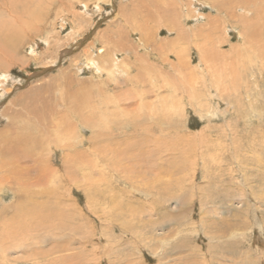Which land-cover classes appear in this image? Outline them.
Segmentation results:
<instances>
[{
	"label": "rangeland",
	"instance_id": "374dc122",
	"mask_svg": "<svg viewBox=\"0 0 264 264\" xmlns=\"http://www.w3.org/2000/svg\"><path fill=\"white\" fill-rule=\"evenodd\" d=\"M1 1L0 28L17 30L15 46L0 48V146L28 139L38 159H53L30 187L50 218L2 239L0 264H264V0H238L234 14L210 0ZM184 49L194 70L185 77ZM78 107L106 116L96 130L109 136L83 132L94 171L73 181L52 142L78 140L63 127ZM2 195L1 208L24 199Z\"/></svg>",
	"mask_w": 264,
	"mask_h": 264
},
{
	"label": "bare ground",
	"instance_id": "6f19581e",
	"mask_svg": "<svg viewBox=\"0 0 264 264\" xmlns=\"http://www.w3.org/2000/svg\"><path fill=\"white\" fill-rule=\"evenodd\" d=\"M4 0H2L1 2H3ZM26 1V0H25ZM191 1H195V0H191ZM211 1V3L212 4H214V6H216L215 7V9H216V11L217 12H219V13H221V14H223V12L224 11H226V10H231V11H233V14H234V12H235V10H237L238 9V7L241 5H239V1L238 0H210ZM248 2H250V0H247ZM22 2H23V0H22ZM28 2V1H27ZM209 2V1H208ZM207 3V2H206ZM258 3V2H257ZM261 3V2H260ZM1 4V3H0ZM24 4V3H23ZM29 4V3H28ZM245 4V3H244ZM251 4H253V3H251ZM13 5V4H12ZM17 5V4H16ZM20 5V4H19ZM2 6V5H1ZM11 7V6H10ZM24 7V6H23ZM26 7V6H25ZM245 7V6H244ZM250 7H253V6H250ZM259 7V6H258ZM3 8V7H2ZM34 8V7H33ZM4 9V8H3ZM7 9H8V7H7ZM11 9V8H10ZM25 9V8H24ZM27 9V8H26ZM14 10V9H13ZM258 10H259V8H258ZM11 11V10H10ZM9 11V12H10ZM23 11V10H22ZM21 11V12H22ZM33 11H35V10H33ZM261 11V10H260ZM17 12V11H16ZM18 12H19V9H18ZM24 12V11H23ZM241 12V11H240ZM32 13V12H31ZM41 13V12H40ZM81 13V12H80ZM204 13V12H203ZM210 13V12H209ZM243 13V12H242ZM245 14H246V12H244ZM14 14V13H13ZM241 14V13H240ZM244 14V15H245ZM256 14H258V13H256ZM4 15V14H3ZM26 15V14H25ZM242 15V14H241ZM258 15H260V14H258ZM11 16V15H10ZM235 16V15H234ZM249 16V15H248ZM27 17H29V16H27ZM236 17V16H235ZM240 17V16H239ZM25 18V17H24ZM34 18V17H33ZM37 18V17H36ZM39 18V17H38ZM15 19V18H14ZM9 20V19H8ZM244 20V19H243ZM242 20V21H243ZM249 20V19H248ZM22 21V20H21ZM26 21V20H25ZM28 21V20H27ZM26 21V22H27ZM39 22H40V20H38ZM223 21V20H222ZM252 21V20H251ZM257 21H258V19H257ZM11 22V21H10ZM213 22V21H212ZM230 22V21H229ZM253 22V21H252ZM261 22V21H260ZM259 22V23H260ZM16 23V22H15ZM23 23V22H22ZM30 23V22H29ZM223 23V22H222ZM35 24V23H34ZM190 24V23H189ZM202 24H203V22H202ZM221 24V23H220ZM225 24H226V22H225ZM225 24H224V26H225ZM245 24H246V22H245ZM248 24V23H247ZM8 25V24H7ZM204 25V24H203ZM217 25V24H216ZM234 25V24H233ZM260 25V24H259ZM25 26H26V24H25ZM34 26V25H33ZM23 27V26H22ZM36 27V26H35ZM226 28V27H225ZM229 28V27H228ZM263 28V27H262ZM9 29V28H8ZM15 30H17V27L16 28H13V27H10V29H9V31H5V29H2V28H0V48L2 47V48H7L8 46H9V49H11V48H13L14 46H15V39H16V37H15V35H13V32H15ZM227 30V29H226ZM235 30V29H234ZM258 30V29H257ZM146 31V30H145ZM209 31V30H208ZM259 31V33H260V31L261 30H258ZM18 32V31H17ZM249 32V31H248ZM22 33V32H21ZM203 33V32H202ZM252 33H255L254 32V30H253V32ZM215 34V33H214ZM227 34V33H226ZM261 34V33H260ZM259 34V35H260ZM246 35H248V34H246ZM219 37V36H218ZM225 37V36H224ZM247 38V37H246ZM261 38V37H260ZM258 39V38H257ZM21 40V39H20ZM227 40V39H226ZM35 41V40H34ZM211 41V40H210ZM252 40H250V42H251ZM250 42H248L249 43V45H251L250 44ZM261 42V41H260ZM207 43H209L208 41H207ZM206 43V44H207ZM214 43V42H213ZM244 43V42H243ZM255 43V42H254ZM253 43V44H254ZM264 43V42H263ZM223 44V43H222ZM259 44V43H258ZM257 44V42H256V46L258 45ZM261 44V43H260ZM38 45H39V43H38ZM208 45V44H207ZM244 45V44H243ZM264 45V44H263ZM141 47V46H140ZM197 47V46H196ZM219 47H220V45H219ZM247 47V46H246ZM261 47V46H260ZM212 48V47H211ZM240 48V47H239ZM248 48V47H247ZM256 48V47H255ZM145 50V49H144ZM152 50V49H151ZM217 50H221V48H218ZM251 50V49H250ZM7 51V50H6ZM100 51H102V50H100ZM184 51L186 52V54L184 53V52H180V53H177V55H178V57H179V59H182L181 61V65H179V67H181L182 69H179V71H180V73H181V75H183L184 77L185 76H190V75H192L193 74V67H192V65H191V57H190V54H188L187 52H188V50H185L184 49ZM214 51V50H213ZM2 52V51H1ZM216 52H218V51H216ZM153 53V52H152ZM175 53V52H174ZM239 53V52H238ZM80 54V53H79ZM149 54V53H148ZM168 54V53H167ZM200 56H202V57H204V56H206L205 54H203V52L202 51H200ZM218 55H223V52H222V50H221V53L220 52H218L217 53ZM225 54V53H224ZM235 54V53H234ZM8 55V54H7ZM11 55V54H10ZM102 55V54H101ZM150 55V54H149ZM153 55V54H152ZM232 55V54H231ZM12 56V55H11ZM161 56H163L162 54H161ZM211 56V55H210ZM77 57H78V55H77ZM91 57V56H90ZM96 57V56H95ZM98 57V56H97ZM153 57V56H152ZM154 57H155V55H154ZM168 57V56H167ZM216 57V56H215ZM261 57H263V56H261ZM92 58V57H91ZM162 58V57H161ZM9 59V58H8ZM209 59L211 60V58L209 57ZM208 59V56H206V61H207V63H209L210 62V60ZM91 60V59H90ZM137 60H139V59H137ZM159 60V59H158ZM157 60V61H158ZM168 60H169V58H168ZM167 60V61H168ZM93 61V63H91V68L92 69H94L95 71H100V72H106V71H108V73H109V75H107L108 77H110V78H112L113 77V73H114V69L112 68L111 69V71L109 70L110 68L109 67H105V69H103V65H101V63L98 61V60H92ZM102 61V60H101ZM156 61V60H155ZM247 61V60H246ZM103 62V61H102ZM139 62V61H138ZM161 62V61H160ZM235 62V61H234ZM233 62V63H234ZM249 62H251V61H249ZM2 60H0V68L2 67ZM88 63H89V60H88ZM156 63V62H155ZM158 63V62H157ZM169 63V62H168ZM171 63V62H170ZM104 64V63H103ZM109 64V63H108ZM107 64V65H108ZM236 64V63H235ZM8 65V64H7ZM171 66L170 67H175V65L176 64H174V62L173 63H171L170 64ZM110 66H111V63H110ZM114 66H118V63H117V60L116 61H114V64H113V67ZM176 66H178V65H176ZM264 66V65H263ZM155 67V66H154ZM169 67V68H170ZM178 67V68H179ZM226 67V66H225ZM90 68V67H89ZM160 68V67H159ZM165 67L163 66V69H164ZM227 68H229V67H227ZM235 68V67H234ZM6 69V68H5ZM4 69V70H5ZM175 69H177V68H175ZM174 69V70H175ZM166 70V69H165ZM183 70V71H182ZM229 70V69H228ZM157 71V70H156ZM164 71V70H163ZM223 71H224V69H223ZM3 72V71H2ZM228 72V71H227ZM230 72V71H229ZM167 73V72H166ZM231 73V72H230ZM245 73V72H244ZM102 74V73H101ZM168 74V73H167ZM226 74V73H225ZM257 74V73H256ZM90 76V75H89ZM232 76V75H231ZM236 76V75H235ZM254 76V75H253ZM258 76V75H257ZM263 76V75H262ZM162 78V77H161ZM160 78V79H161ZM164 78V77H163ZM167 78V77H166ZM237 79H238V77H236ZM1 79V78H0ZM149 79H150V77H149ZM4 80V79H3ZM135 80V79H134ZM151 80V79H150ZM170 79H168V81H169ZM182 80V79H181ZM152 81H153V79H152ZM149 82V81H148ZM212 82V81H211ZM152 84H154L153 82H151ZM160 83V82H159ZM163 83V82H162ZM171 83V82H170ZM182 83V82H181ZM254 83V82H253ZM95 84H96V82H95ZM172 84H174V82L172 83ZM172 84H170V86L172 85ZM155 85V84H154ZM154 85H152V86H154ZM159 85H161V83L159 84ZM169 85V84H168ZM256 85V84H255ZM165 86V85H164ZM167 86V85H166ZM224 86V85H223ZM155 87V86H154ZM157 87V86H156ZM175 87H176V84H175ZM207 87V86H206ZM219 87V86H218ZM264 87V86H263ZM158 88V87H157ZM167 88H168V86H167ZM222 88V87H221ZM166 89V88H165ZM234 89V88H233ZM248 89V88H247ZM154 90V89H153ZM153 90H151V92L153 91ZM226 90H228L227 88H225L223 91L224 92H226ZM244 90H245V87H244ZM156 91H157V89H156ZM160 92V91H159ZM95 93V92H94ZM154 93H155V91H154ZM169 93V92H168ZM175 93V92H174ZM220 93V92H219ZM160 93H156V97L158 96V97H161L160 95H162V94H160ZM167 94V93H166ZM166 94L165 95H163L164 97L166 96ZM109 95H110V93H109ZM175 95H177V94H175ZM162 96V97H163ZM188 96V95H187ZM247 96V97H246ZM246 98H248L249 99V97H248V94H246ZM155 97V98H156ZM167 97H169V96H167ZM225 97H228V96H225ZM154 98V99H155ZM229 98V97H228ZM250 98H252V97H250ZM65 99V98H64ZM159 100H160V98H158ZM162 99V98H161ZM172 99L173 100H176L177 98H173V96H172ZM108 100V99H107ZM158 100V101H159ZM173 100H171V101H173ZM178 100V99H177ZM228 100V99H227ZM141 101V100H140ZM139 101V102H140ZM145 101V102H144ZM143 102L144 103H146V104H150V103H152V105L150 104V106H149V108L150 109H153L151 106H153V105H155V106H153V107H155V110H157L156 108V105H159V103H161V102H159V103H155V102H153V101H147V99L146 100H144ZM229 101V100H228ZM248 101V100H247ZM109 102V101H108ZM167 102V101H166ZM27 103V102H26ZM163 103H164V100H163ZM168 103V102H167ZM178 103V102H177ZM176 103V104H177ZM200 103V102H199ZM203 103V102H202ZM241 103V102H240ZM253 103V102H252ZM84 104H86V105H88L87 103H83L82 104V106L83 107H85V105ZM176 104H175V101H174V103L172 104V106H170V107H166V108H170L169 110H171L172 112H176L180 107H182V106H180V105H182L181 103H180V105L179 106H176ZM179 104V103H178ZM255 104V103H254ZM145 105V104H144ZM143 105V106H144ZM164 105V104H163ZM199 105V104H198ZM25 106V105H24ZM72 106V105H71ZM164 106H166V105H164ZM201 106V105H200ZM255 106H257V105H255ZM262 106V105H261ZM68 107V106H67ZM75 107H77V106H75ZM94 107V106H93ZM96 107V106H95ZM207 107V106H206ZM254 107V106H253ZM29 108V107H28ZM146 108V107H145ZM160 108V107H159ZM163 108H165V107H163ZM165 108V109H166ZM248 108V107H247ZM72 109V108H71ZM123 109H125V108H123ZM123 109H122V111H123ZM130 109H132V108H130ZM136 109V108H135ZM144 109V108H143ZM147 109V108H146ZM203 109H204V106H203ZM251 109V108H250ZM126 110H128V108L126 109ZM142 110V109H141ZM164 110V109H163ZM207 110V109H206ZM260 110V109H259ZM83 111V108H81V107H78L77 109H75V110H73V112H72V116H71V119H75L76 120V122H73V123H71V120H69L68 118H67V120L65 121V125L63 126V127H65V130L67 131L66 133H74V134H78L77 136V138H78V140L77 141H75V142H71V141H69V140H64V139H58V140H54L52 143H54V145L55 146H57L58 148H60L61 150H66V158H67V160H69L70 161V164H69V162L68 163H66V164H68L69 166H64V168H63V172L68 176V177H70V179L71 180H73V181H77V176L78 175H80L81 174V176L82 175H84L85 177H86V175H88V174H90V173H93V171H94V167H93V163L92 162H90L89 161V157L88 158H86V155H84V153H88V152H84V151H81V150H79V147H81L82 148V146H84L85 144H86V141H84L85 139V137H87V136H85V134L83 133L84 131H86V130H90L91 131V134H90V136H89V138L88 139H91V140H93V139H97V138H102V137H105V136H107L106 135V133L105 132H101V131H97L96 130V128H97V125H98V123L100 122V124H101V122L104 120L105 121V119H106V116H104L103 117V120H102V115L101 116H98L97 115V113L96 114H92V115H87L85 112H82ZM92 111V110H91ZM91 111H89V112H91ZM102 111V110H101ZM114 111H116V110H114ZM152 111V110H151ZM150 111V112H151ZM157 111H159L160 112V110H157ZM205 111V110H204ZM108 112V111H107ZM119 112V111H118ZM128 112V111H127ZM133 112V111H132ZM131 112V113H132ZM159 112H157L158 114H160ZM168 112V111H167ZM209 112H210V116L211 115H215L216 114V112L214 111V110H209ZM29 113V112H28ZM27 113V114H28ZM83 113H85V114H83ZM94 113V112H93ZM104 113V112H103ZM109 113H110V111H109ZM148 113H149V111H148ZM215 113V114H214ZM110 114H112V113H110ZM124 114V113H123ZM150 114V116H151V119H152V117L154 116V112H152V113H149ZM164 114V113H163ZM207 114H209V113H207ZM218 114V113H217ZM56 115V114H55ZM131 116V115H130ZM156 116V115H155ZM159 116V115H158ZM164 116V115H163ZM31 117V116H30ZM68 117V116H67ZM160 117V116H159ZM165 117V116H164ZM154 118V117H153ZM148 119H150L149 117H148ZM108 120V119H107ZM168 120V119H167ZM74 121V120H73ZM131 122V121H130ZM152 122V121H151ZM161 122V121H160ZM68 123H69V125H68ZM108 123V122H107ZM139 123V122H138ZM143 123H145V122H143ZM159 123V122H158ZM166 123V122H165ZM124 125L123 126H120V127H118V128H116L115 130H117L118 131V133H121V134H128V132L131 130H129L128 131V126H127V122L126 123H123ZM133 124H136V123H133ZM132 124V125H133ZM163 124H164V121H163ZM136 125H138V124H136ZM140 125V124H139ZM154 125V124H153ZM157 125V124H156ZM159 125V124H158ZM150 126H151V124H150ZM54 127V126H53ZM53 127L51 128V129H53ZM109 127V126H108ZM146 127V126H145ZM157 127H159V126H157ZM151 128V127H150ZM144 129V128H143ZM64 130V131H65ZM134 130V129H133ZM55 131H57V130H55ZM139 131V130H138ZM259 131V130H258ZM257 131V132H258ZM61 133V132H60ZM252 133V132H251ZM259 133V132H258ZM68 134V135H69ZM115 134V133H114ZM4 135V134H3ZM9 135V134H8ZM0 136H1V130H0ZM47 136V135H46ZM70 136V135H69ZM109 136V135H108ZM107 136V137H108ZM129 136L130 135H127L125 138L126 139H128L129 138ZM19 137V136H18ZM64 137V136H63ZM107 137H106V139H107ZM135 137V136H134ZM232 138V137H231ZM249 138V137H248ZM67 139H70V138H67ZM104 139V138H103ZM117 139H119V138H117ZM125 139V140H126ZM134 139H136V137L134 138ZM174 139V138H173ZM252 139V138H251ZM250 139V140H251ZM0 140H2V139H0ZM7 140V139H6ZM16 140V139H15ZM14 140V142L12 141V142H8L7 143V145L5 146V147H2L1 148V146H0V203H1V201L2 200H4L3 199V193H4V191H5V188L6 187H8V188H10L11 190H13V191H15V192H17V194L19 195V193H22L23 194V198L24 199H21L20 198V200H16V203L14 204V205H9V204H6V203H4V205H2V208L0 207V219H1V221H0V241L2 240V239H13L14 240V238H16V237H19V236H24V235H26V234H28V231H31L30 230V228L31 227H33V226H36V224L37 223H42L44 220H47V218H50V216H48V215H44V209H43V207H45V205H43V204H39L36 200H35V198H34V194H33V192L31 191V189H30V187L33 185V184H35V183H37V182H39V178L40 177H37V178H33L34 176L33 175H37V176H40L39 174L43 171V168L45 169V167H44V165L48 162V164H49V161L51 162V160L53 159V157L51 158V155H49L50 157H49V159H46V157L44 158V159H46V160H48V161H43V160H40V159H38L37 157H36V155L37 154H35V151H34V147H33V145H32V147L31 146H27L25 143H27L28 142V139H27V141L25 142V141H20L19 139L18 140H16L15 141ZM21 140H23V139H21ZM101 140V139H100ZM128 140H130V139H128ZM137 140H138V138H137ZM160 140V139H159ZM189 140H190V138H189ZM209 140H210V138H209ZM252 140H254V139H252ZM94 141V140H93ZM258 141V140H257ZM3 142V141H2ZM91 142V141H90ZM98 142V141H97ZM122 142V141H121ZM179 142V141H178ZM203 142V141H202ZM231 142V141H230ZM252 142V141H251ZM262 142V141H261ZM22 143H23V146H20V144L22 145ZM43 143V142H42ZM133 143V142H132ZM195 143V142H194ZM233 143V142H232ZM5 143H3V145H4ZM104 144V143H103ZM124 144H126V143H124ZM140 144V143H139ZM197 144V143H196ZM205 144V143H204ZM28 147H26V146ZM51 145V143L49 144V146ZM94 145V146H93ZM92 146L94 147V150L95 149H97L98 148V146L97 145H95V144H93ZM122 145V144H121ZM127 145V144H126ZM125 145V146H126ZM136 146V145H135ZM146 146V145H145ZM148 146V145H147ZM222 146V145H221ZM26 147V148H25ZM159 147V146H158ZM214 147V146H213ZM248 147V146H247ZM52 148V147H51ZM102 148H104L103 146H102ZM217 148V147H216ZM229 148H230V146H229ZM244 148V147H243ZM39 149V148H38ZM93 149V148H92ZM101 149V148H100ZM109 149V148H108ZM47 150V149H46ZM82 150H84V149H82ZM91 150V149H90ZM102 150H104V149H102ZM112 150V149H111ZM110 150V151H111ZM114 150V149H113ZM241 150V149H240ZM89 151V150H88ZM194 151V150H193ZM236 151V150H235ZM246 151V150H245ZM99 152L101 153V151L99 150ZM220 152V151H219ZM232 152V151H231ZM93 153V152H92ZM102 153H104V152H102ZM101 153V154H102ZM137 153V152H136ZM202 154V153H201ZM47 155V154H46ZM88 155V154H87ZM103 155V154H102ZM206 155V154H205ZM53 156V155H52ZM97 156V155H96ZM104 156H106V155H104ZM215 156H217V155H215ZM64 157V156H63ZM83 158V159H82ZM91 158V157H90ZM158 158H159V156H158ZM120 160V159H119ZM166 161V160H165ZM201 161V160H200ZM205 161V160H204ZM244 161V160H243ZM64 162V161H63ZM82 162V163H81ZM97 162V161H96ZM229 162V161H228ZM29 163H33V164H29ZM72 163V164H71ZM241 163V162H240ZM21 164H23V165H21ZM229 164V163H228ZM22 168H21V167ZM46 166V165H45ZM43 167V168H42ZM102 167V166H101ZM228 167V166H227ZM87 168V169H86ZM229 168V167H228ZM50 170V169H49ZM58 170V169H57ZM56 170V171H57ZM198 170V169H197ZM223 170V169H222ZM59 171V170H58ZM235 172V171H234ZM34 173H36V174H34ZM51 173V172H50ZM56 173H58V172H56ZM55 173V174H56ZM231 173V172H230ZM59 174V176H60V173H58ZM95 174V173H94ZM218 174V173H217ZM47 175H49V173L47 174ZM50 176V175H49ZM51 176H53V175H51ZM59 176H57V177H59ZM92 176V175H91ZM90 176V177H91ZM103 176V175H102ZM159 176V175H158ZM56 177V176H55ZM110 177V176H109ZM52 178H54V177H52ZM82 178V177H81ZM92 178V177H91ZM97 178V177H96ZM106 178V177H105ZM88 180V185L91 187L92 185L93 186H95L94 184H96V182H92V179H89V177L87 178ZM107 179V178H106ZM34 180V181H33ZM103 181V180H102ZM174 181V180H173ZM81 182V181H80ZM106 183V182H105ZM14 184H16V189H15V187H14ZM108 184V183H107ZM78 185V184H77ZM103 185V184H102ZM105 185V184H104ZM80 186V185H79ZM106 186V185H105ZM172 187V186H171ZM15 189V190H14ZM45 189V188H44ZM87 189V188H86ZM102 189V188H101ZM109 189V188H108ZM96 190V189H95ZM103 190V189H102ZM46 191V190H45ZM90 192V191H89ZM92 192V191H91ZM94 192V191H93ZM96 192V191H95ZM97 193V192H96ZM163 194V193H162ZM185 195V194H184ZM96 196V195H95ZM17 197V196H16ZM115 197V196H114ZM114 197H112V198H114ZM154 198V197H153ZM251 198V197H250ZM18 199V198H17ZM115 199V198H114ZM152 199V198H151ZM132 201V200H131ZM153 201H155V200H153ZM200 201V200H199ZM115 202V201H114ZM146 202V201H145ZM156 202V201H155ZM130 203V202H129ZM141 205H142V203H141ZM39 206H42V209L40 210V208H39ZM113 206V205H112ZM134 206V205H133ZM114 207V206H113ZM113 207H112V209H113ZM137 207V206H136ZM142 207V206H141ZM155 209V208H154ZM10 210L12 211V212H10ZM110 210V209H109ZM53 215V214H52ZM144 221V220H143ZM58 225V224H57ZM34 228V227H33ZM235 232V231H234ZM240 235V234H239ZM30 237V236H29ZM11 241V240H10ZM243 242V241H242ZM232 243V242H231ZM8 245H10V244H8ZM39 245V244H38ZM247 245V244H246ZM7 246V245H6ZM15 246V245H14ZM239 247V246H238ZM10 248V247H9ZM234 248V247H233ZM4 249H7L6 247L5 248H3V250L0 252V253H4L5 251H4ZM242 249V248H241ZM241 252V251H240ZM258 254V253H257ZM2 255V254H1ZM1 255H0V259H5L6 257L5 256H2L1 257ZM7 256V255H6ZM244 257V256H243ZM2 260V261H3ZM2 264V263H1Z\"/></svg>",
	"mask_w": 264,
	"mask_h": 264
}]
</instances>
